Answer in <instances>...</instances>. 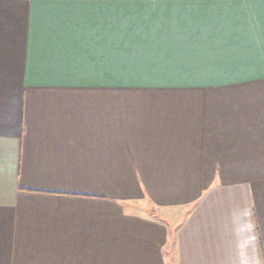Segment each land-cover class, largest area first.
Returning a JSON list of instances; mask_svg holds the SVG:
<instances>
[{"label": "crops", "instance_id": "0c3cea01", "mask_svg": "<svg viewBox=\"0 0 264 264\" xmlns=\"http://www.w3.org/2000/svg\"><path fill=\"white\" fill-rule=\"evenodd\" d=\"M0 264H264V2L0 0Z\"/></svg>", "mask_w": 264, "mask_h": 264}, {"label": "snow or ice", "instance_id": "6c2138e0", "mask_svg": "<svg viewBox=\"0 0 264 264\" xmlns=\"http://www.w3.org/2000/svg\"><path fill=\"white\" fill-rule=\"evenodd\" d=\"M57 10L70 8L90 9H140V8H208L238 4L246 0H44ZM264 2V0H262Z\"/></svg>", "mask_w": 264, "mask_h": 264}]
</instances>
